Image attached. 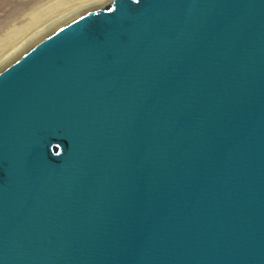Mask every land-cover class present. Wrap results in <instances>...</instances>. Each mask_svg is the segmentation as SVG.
<instances>
[{
	"label": "water",
	"instance_id": "95a60500",
	"mask_svg": "<svg viewBox=\"0 0 264 264\" xmlns=\"http://www.w3.org/2000/svg\"><path fill=\"white\" fill-rule=\"evenodd\" d=\"M0 264H264V0H109L0 68Z\"/></svg>",
	"mask_w": 264,
	"mask_h": 264
},
{
	"label": "bare ground",
	"instance_id": "6f19581e",
	"mask_svg": "<svg viewBox=\"0 0 264 264\" xmlns=\"http://www.w3.org/2000/svg\"><path fill=\"white\" fill-rule=\"evenodd\" d=\"M107 1L109 0H47L45 4L34 7L24 15L21 20L23 24L9 25L3 34L0 30V67L62 22L86 10L100 7Z\"/></svg>",
	"mask_w": 264,
	"mask_h": 264
},
{
	"label": "rangeland",
	"instance_id": "374dc122",
	"mask_svg": "<svg viewBox=\"0 0 264 264\" xmlns=\"http://www.w3.org/2000/svg\"><path fill=\"white\" fill-rule=\"evenodd\" d=\"M46 1L47 0H0V30H2L1 34H3L4 30H6L7 26L9 25L19 26L23 24L21 20L23 19L24 15L34 7L45 4ZM19 54H21V52H19ZM19 54H17V56ZM6 64L2 65L0 68L4 67Z\"/></svg>",
	"mask_w": 264,
	"mask_h": 264
}]
</instances>
